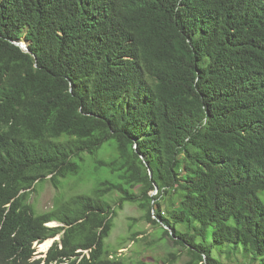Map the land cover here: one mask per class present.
<instances>
[{
	"label": "trees",
	"instance_id": "obj_1",
	"mask_svg": "<svg viewBox=\"0 0 264 264\" xmlns=\"http://www.w3.org/2000/svg\"><path fill=\"white\" fill-rule=\"evenodd\" d=\"M87 157L117 180L38 213ZM263 191L264 0H0V264H130L127 202L186 264H264Z\"/></svg>",
	"mask_w": 264,
	"mask_h": 264
},
{
	"label": "rangeland",
	"instance_id": "obj_2",
	"mask_svg": "<svg viewBox=\"0 0 264 264\" xmlns=\"http://www.w3.org/2000/svg\"><path fill=\"white\" fill-rule=\"evenodd\" d=\"M100 156L105 157V146L100 150ZM82 172L64 182V188L59 191L50 182L41 183L32 196L37 212L42 213L53 209L56 203L69 199L75 194L88 193L93 186L103 180H117L109 168L98 166L92 158H86ZM264 198V191L261 192ZM142 213L134 203L127 202L125 208L119 211L115 219V228L107 240L110 255L117 252V256L124 258L130 264H186L189 257L180 245H176L170 238L164 240L157 235V229L142 220ZM52 222L50 225H56ZM133 232L140 235L135 241L130 240ZM54 238H51V243ZM51 246V245H50ZM49 246V247H50ZM48 247L37 244V255L46 256ZM226 264H237L238 260L247 261L248 258L239 252L236 257L228 258L221 255Z\"/></svg>",
	"mask_w": 264,
	"mask_h": 264
},
{
	"label": "water",
	"instance_id": "obj_3",
	"mask_svg": "<svg viewBox=\"0 0 264 264\" xmlns=\"http://www.w3.org/2000/svg\"><path fill=\"white\" fill-rule=\"evenodd\" d=\"M19 44L26 50L30 51V48H29V44L26 42V41H21L19 42ZM60 237H55L53 239V242L56 240V239H59ZM53 242L51 243V245L53 244Z\"/></svg>",
	"mask_w": 264,
	"mask_h": 264
}]
</instances>
